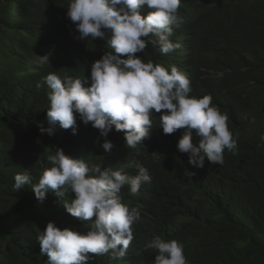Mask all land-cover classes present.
Returning <instances> with one entry per match:
<instances>
[{"label": "trees", "instance_id": "1", "mask_svg": "<svg viewBox=\"0 0 264 264\" xmlns=\"http://www.w3.org/2000/svg\"><path fill=\"white\" fill-rule=\"evenodd\" d=\"M69 3L0 0V264H47L36 236L49 221L61 229L90 230V222L67 213L54 193L41 201L30 185L19 191L13 186L14 176L25 171L37 183L56 148L102 170L136 175L135 165H141L151 176L138 194L128 186L121 192L123 203L140 214L127 256L115 261L89 254L94 258L88 264L151 263L155 252L145 245L155 236L183 244L188 264H264V0H181L183 23L171 38L180 48L161 55L149 44L137 54L169 71L177 67L191 81L190 95H210L228 114L238 152L225 150L222 165L206 160L202 169L177 149L183 129L164 134L159 113L150 138L135 149L113 127L106 139L114 147L105 152V138L78 114L75 135L59 125L51 136L40 131L41 124L48 127L50 106L44 78L90 77L91 64L112 51L106 38L76 39L66 15ZM203 174L209 176L204 180ZM73 197L69 192L64 199Z\"/></svg>", "mask_w": 264, "mask_h": 264}, {"label": "clouds", "instance_id": "2", "mask_svg": "<svg viewBox=\"0 0 264 264\" xmlns=\"http://www.w3.org/2000/svg\"><path fill=\"white\" fill-rule=\"evenodd\" d=\"M181 0H70L67 17L81 41L105 39L107 48L90 67V77L63 78L49 73L44 79L51 90L46 111L48 127L40 131L54 134L60 128L77 131V114L85 124L99 130L105 138L102 148L111 152L114 145L107 140L113 127L124 132L126 146L135 149L151 136L153 117L159 113V127L164 134L183 129L177 149L188 155V164L202 169L205 161L212 165L224 163L225 150L238 152L237 139L228 127V114L221 113L210 95L196 97L191 81L177 67L170 71L141 55L149 44L161 55L173 53L180 44L171 38L174 29L183 23L179 14ZM144 9L150 11L143 12ZM110 33V35H108ZM90 86H86L89 84ZM255 123L253 117L250 121ZM197 138V143L193 142ZM264 143V135L260 136ZM51 167L45 168L37 183L25 171L14 176L16 191L30 185L37 199L43 201L54 193L72 217L90 222V230L61 229L54 221L36 236L40 254L47 255V264H88L94 257L108 255L119 261L127 256L134 239L133 225L140 220L137 209L123 203L121 195L128 186L132 195L151 182L148 169L135 165L136 175L123 168H106L73 158L62 148L47 156ZM190 175L195 173L189 172ZM209 175L203 174L205 180ZM71 192L69 202L64 199ZM152 250L148 264H188L184 246L176 240L165 241L155 236L145 245Z\"/></svg>", "mask_w": 264, "mask_h": 264}]
</instances>
